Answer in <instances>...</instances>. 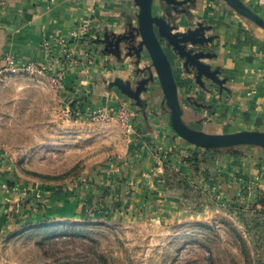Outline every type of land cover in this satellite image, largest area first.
Here are the masks:
<instances>
[{
  "label": "rangeland",
  "instance_id": "374dc122",
  "mask_svg": "<svg viewBox=\"0 0 264 264\" xmlns=\"http://www.w3.org/2000/svg\"><path fill=\"white\" fill-rule=\"evenodd\" d=\"M124 48L118 68L109 53L66 73L71 90L44 75L0 78V173L14 193L0 215V264H264L257 238L231 212L263 209L264 150L223 156L183 140L156 76L144 108L119 88L113 96L110 81L135 89L142 77ZM150 63L146 56L139 67ZM152 85L161 91L155 108ZM193 152L199 172L184 160ZM182 175L201 196L181 185Z\"/></svg>",
  "mask_w": 264,
  "mask_h": 264
},
{
  "label": "crops",
  "instance_id": "0c3cea01",
  "mask_svg": "<svg viewBox=\"0 0 264 264\" xmlns=\"http://www.w3.org/2000/svg\"><path fill=\"white\" fill-rule=\"evenodd\" d=\"M243 1L264 19V0ZM162 7L161 2L155 1L154 14L163 15ZM188 10V13L180 14L181 19L175 14L178 23L191 20L193 27L201 23L209 29L206 36L214 40L204 49L214 57L206 63L220 70L224 83L209 82L207 88L200 86L193 71L187 70L176 57L172 66L184 121L213 134L264 131V28L240 16L222 0H194ZM137 14L135 0H0V69L6 65V58L19 65L46 64L49 56L43 50L42 42L54 39L79 20L93 16L103 37L108 32L124 33L130 28L128 25L137 26ZM186 29L182 27L180 31ZM86 47L82 42L76 45L80 51ZM98 50L103 54L100 64L115 56L100 46ZM115 59L118 68L124 56L123 60L116 56ZM151 87L150 95L154 96L151 105L155 108L154 102L156 98L161 99V91L156 85ZM108 92L116 96L115 90ZM144 117L146 125L151 126L150 118ZM227 162L233 163L231 159ZM184 164L179 166L184 168ZM230 165L227 172L234 170ZM7 181L9 179L0 173V215L4 202L14 199V193L12 195L5 187Z\"/></svg>",
  "mask_w": 264,
  "mask_h": 264
},
{
  "label": "water",
  "instance_id": "95a60500",
  "mask_svg": "<svg viewBox=\"0 0 264 264\" xmlns=\"http://www.w3.org/2000/svg\"><path fill=\"white\" fill-rule=\"evenodd\" d=\"M166 3L169 0H162ZM193 0L175 1L177 4H185ZM229 5L240 16L252 21L261 28H264V19L255 13L243 0H222ZM138 7L137 26L128 25L124 33H105L101 38V43L106 50L123 60L122 46L125 48L127 57H135L137 69L136 87L133 89L132 81L117 77L108 83L109 89L119 88L122 93L134 95L137 103L140 104L141 95L147 91L149 85L155 83L157 77L164 95V102L170 112L171 126L183 140L189 144L218 151L226 154L241 155L239 149L243 146L259 147L264 150V131L243 130L233 133H208L201 129L188 125L183 119V108L179 96L178 85L174 76L172 61L166 51L170 49L173 55L183 62L187 70L193 71L197 83L207 88L209 82L222 85L224 80L220 78V70L213 69L206 63L212 59L213 54L205 51L207 44L214 38L207 37L209 30L203 24L195 27H188L185 31H180V24L176 19L178 13L186 14L187 10L174 12L163 10V15L154 14L155 0H135ZM164 42L165 45L162 43ZM147 56L150 65L141 69L139 66ZM145 74L147 76L143 77Z\"/></svg>",
  "mask_w": 264,
  "mask_h": 264
},
{
  "label": "built area",
  "instance_id": "2783aa9c",
  "mask_svg": "<svg viewBox=\"0 0 264 264\" xmlns=\"http://www.w3.org/2000/svg\"><path fill=\"white\" fill-rule=\"evenodd\" d=\"M101 38L102 34L97 21L93 16H89L87 19L77 21L73 27L54 39L42 42V48L49 56L46 64L29 62L19 65L13 59L6 58V65L0 69V78L8 74L44 75L52 77L55 85L62 91H66V73L88 63L92 66L97 60L103 58L100 56L98 46L89 44L93 40ZM80 42L88 43L82 56L76 54V45Z\"/></svg>",
  "mask_w": 264,
  "mask_h": 264
},
{
  "label": "trees",
  "instance_id": "16d2710c",
  "mask_svg": "<svg viewBox=\"0 0 264 264\" xmlns=\"http://www.w3.org/2000/svg\"><path fill=\"white\" fill-rule=\"evenodd\" d=\"M85 46L88 44L87 42H84ZM92 45H98V44H102L101 43V39H95L93 40L91 43ZM68 76L65 79V83H66V90L67 88L71 90V88H69L68 85ZM74 88V87H73ZM131 98H134V95H129ZM140 104L139 105L137 103V100H135L136 104L140 107H146L148 106L147 101H145L142 97L139 100ZM77 106L76 103L72 104V107L75 109ZM210 152H214V153H219L218 151H214V150H209ZM237 155V154H234ZM184 160L187 163L192 164L193 169L196 172L200 171V162L198 159V154L197 152H193V154L189 157L184 158ZM181 177V185H184L185 188L187 189L188 192H193L195 193V196H201V191L202 188L200 187V185L198 183H192L189 181V179L187 178V176H180ZM261 204L263 206V209H258L257 207H253V208H247L244 206H234V208L231 209V212H235L237 214V218L239 219V221L243 224V226L246 228V230L250 233L253 234L252 237L257 238V242L256 244L258 245L257 249L260 251V253H262V260L264 259V199H261ZM46 221H48V219H46ZM73 234L72 230H68L66 232V235L69 234ZM80 233H84L83 231Z\"/></svg>",
  "mask_w": 264,
  "mask_h": 264
},
{
  "label": "flooded vegetation",
  "instance_id": "af4514ba",
  "mask_svg": "<svg viewBox=\"0 0 264 264\" xmlns=\"http://www.w3.org/2000/svg\"><path fill=\"white\" fill-rule=\"evenodd\" d=\"M175 1L176 0H169V2L168 3H166L165 1H163V7H162V9L164 10H170V11H172V12H174V9H176V10H178V11H183V10H187V11H189L188 9H189V6L191 5V4H193L194 3V0L193 1H191V2H188V3H185V4H182V5H180V4H177V3H175ZM177 1H182V0H177ZM128 31H129V29H128Z\"/></svg>",
  "mask_w": 264,
  "mask_h": 264
}]
</instances>
